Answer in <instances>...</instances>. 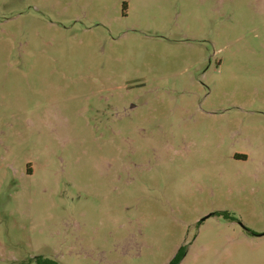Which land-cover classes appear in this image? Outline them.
Here are the masks:
<instances>
[{
  "label": "rangeland",
  "instance_id": "1",
  "mask_svg": "<svg viewBox=\"0 0 264 264\" xmlns=\"http://www.w3.org/2000/svg\"><path fill=\"white\" fill-rule=\"evenodd\" d=\"M262 234L264 0H0V264H264Z\"/></svg>",
  "mask_w": 264,
  "mask_h": 264
},
{
  "label": "trees",
  "instance_id": "2",
  "mask_svg": "<svg viewBox=\"0 0 264 264\" xmlns=\"http://www.w3.org/2000/svg\"><path fill=\"white\" fill-rule=\"evenodd\" d=\"M214 215L216 216H224V218L226 219H230L231 216H229V214L227 212H216L214 213ZM182 248H180L176 254V256L174 257V259L172 260V262L170 264H178V262L180 261L181 257H180V253H181ZM35 263L36 264H58L57 262L53 261V260H44L41 257H36L35 258Z\"/></svg>",
  "mask_w": 264,
  "mask_h": 264
},
{
  "label": "water",
  "instance_id": "3",
  "mask_svg": "<svg viewBox=\"0 0 264 264\" xmlns=\"http://www.w3.org/2000/svg\"><path fill=\"white\" fill-rule=\"evenodd\" d=\"M262 235H264V234H262ZM258 236H261V235H258Z\"/></svg>",
  "mask_w": 264,
  "mask_h": 264
},
{
  "label": "flooded vegetation",
  "instance_id": "4",
  "mask_svg": "<svg viewBox=\"0 0 264 264\" xmlns=\"http://www.w3.org/2000/svg\"><path fill=\"white\" fill-rule=\"evenodd\" d=\"M125 8H126V7H125ZM125 8H124V9H125Z\"/></svg>",
  "mask_w": 264,
  "mask_h": 264
}]
</instances>
